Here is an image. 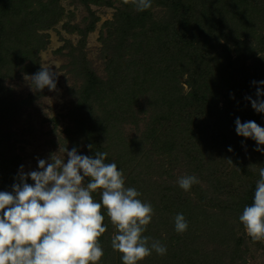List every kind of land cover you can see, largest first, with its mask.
<instances>
[{
	"label": "trees",
	"instance_id": "16d2710c",
	"mask_svg": "<svg viewBox=\"0 0 264 264\" xmlns=\"http://www.w3.org/2000/svg\"><path fill=\"white\" fill-rule=\"evenodd\" d=\"M124 1L127 4L125 8H119L114 20L104 24L107 27L106 33L99 37L108 51L109 65H112L109 71L111 74L106 80H101L92 70L85 67L88 62L83 47L88 32L95 28L94 20L88 21L84 26L64 23L70 32L80 35L77 44L73 45L68 39L65 43L70 47L72 56L82 61V71L86 77V84L80 93L81 102L77 100L75 105L76 112L78 111L79 116L86 113L91 122L89 126H98L108 133L102 138L87 141L86 151L91 165L97 170L96 165H103L101 160H104V165L111 167L109 162H106L109 156L105 153L107 142L113 139L109 136V125L114 128L117 122L122 123L121 116L138 120L137 114L133 115L131 103L135 93L145 91L148 84L152 85V76L160 82L164 81L161 91L157 87L149 99L159 113L150 120L149 129L160 137H166L170 128L172 130L177 127V139L176 134L175 138L170 135L169 142L164 141L160 146L161 153L179 152L184 156V162L193 170V175L187 174L175 179L174 184L169 185L170 191L164 195L168 205L163 208L171 211L175 220L171 230L174 232L186 226L187 231L212 224L224 237H228L230 242L234 240L231 254L237 259L241 256L239 245L243 242L242 237H236L237 232L253 226L251 220L255 215L260 213L264 217V154L260 148V145L264 147V139L254 122L264 115V101L253 98L254 93L250 94L251 102L244 97L246 92H251V88L263 85L264 57L258 59L257 63L261 65H257L256 70L252 66L245 67L239 76L236 75L232 80L233 86L227 88V93H223L221 84L227 69H238L245 63V57L241 58L242 52L250 55L255 53L256 50H248L244 37H260L259 31L264 30V3L261 5V0ZM154 5L164 7L169 13L166 21L161 20V28L173 31L175 37L172 38V44L178 43L176 24L178 23V28L182 24L185 26V35L178 43L180 45L174 46L177 47L175 50L157 56L156 60H150L151 63H146L143 59L124 63L122 58L127 54H141L143 57V44L140 45V41H136L141 31L138 32L136 28L144 27V19L146 15L151 16L149 9ZM197 8L199 15L195 13ZM62 13L63 8L58 6L57 0H0V116L7 114L11 107L8 94L12 89L5 88L8 75L15 69L30 71L36 67L38 53L46 44V34L38 30L54 25ZM191 31L197 37L196 40L192 38ZM262 37L264 39V34ZM221 39L224 42L220 43ZM199 41L203 42V46L196 43ZM206 46H210L211 50L218 48L219 52L213 56L212 52L208 53ZM234 51L238 57L232 59L231 52ZM184 74L186 78L183 80ZM183 84L188 87L187 90ZM220 100L222 106L219 108L217 104ZM93 103L95 104L92 106ZM92 107L97 110L93 112ZM70 112L75 114L73 109ZM162 120L166 123H162ZM4 126L0 125V236L7 233L10 237L14 234L18 245L11 248L0 238L4 244L0 247V260L5 263L9 261L8 264H37L44 252L50 251L55 243L57 251L47 264H97V256L90 255L93 246L91 239L85 241V244L77 243L79 245L65 248L62 245L63 240L55 235L56 223L61 219L59 211L56 212L53 206L45 207L41 193L32 195L28 191L34 181L17 172L20 160L13 157L14 153L7 143ZM143 132L141 138L144 141L149 133ZM171 138H174V141L171 142ZM152 140L158 144L161 138L153 135ZM210 143L218 148L222 147L227 154L231 153L233 157L228 156L227 162L235 163L238 172L243 176L244 185L229 192L227 185L220 182L223 180L211 173V181L214 184L219 183V186L213 189L221 188L222 191L210 197L201 190V194L196 198L188 189L202 176L203 170L200 168H204V165L199 157L206 152L203 146ZM176 152L171 156L173 163L178 160ZM169 156L168 153L164 158L167 160ZM143 161L140 160V164ZM205 165L207 169H211L214 164L209 159ZM222 165L223 161L215 165V168L220 169ZM113 166L118 171L123 170L119 161ZM221 193H224L227 199H217V195ZM153 210L147 212L146 216L149 214L153 218ZM108 213L109 211H106L102 215ZM231 213L235 219L225 218V215L232 216ZM263 217H260L258 223L262 230ZM158 222L162 221L159 219L155 223ZM149 225L151 220L148 221V227ZM168 225L166 220L161 229L165 230ZM120 230H123L122 227ZM135 231L128 235L126 230H123L122 239L130 238V234H137L133 239L130 238V241L126 239L131 247L141 233L139 229ZM171 234L167 238L168 243L164 246L159 243L164 258L169 260L170 264H201L195 256L189 237L172 244ZM63 236L65 235L62 234ZM142 240L149 254L155 249L154 245L159 249L155 243L148 245L149 238ZM156 262L160 264L161 260Z\"/></svg>",
	"mask_w": 264,
	"mask_h": 264
},
{
	"label": "rangeland",
	"instance_id": "374dc122",
	"mask_svg": "<svg viewBox=\"0 0 264 264\" xmlns=\"http://www.w3.org/2000/svg\"><path fill=\"white\" fill-rule=\"evenodd\" d=\"M125 3L124 0H57L58 6L63 8V13L54 25L48 29L38 30L46 34V44L38 53L36 67L30 71L15 69L8 75L5 88L12 89L8 94L11 98V107L7 114L0 116V125H5L3 129L7 135V143L13 150V157L15 160L17 158L20 160L16 168L17 172L23 177L33 179L34 182L28 188L32 195L41 193L42 204L45 207L53 206L56 212L59 211L61 219L56 223L55 235L61 238V241L63 240L62 245L68 248L77 243L85 244V241L88 242L91 239L93 246L92 249L90 248V255L97 256V264H156L158 263L156 261L160 260V264H170L169 260L164 258L165 255L161 254L162 248L159 246V243L161 246L168 243L167 238L170 233H172V244L189 237L195 256L201 264L206 262L264 264V230L258 224L260 217H263L260 213L251 220L253 226L237 232L236 237L243 238V242L239 245L241 256L237 259L231 254L234 240L230 242V239L224 237L212 224L206 227L191 228L187 230L188 232L184 226L172 232L171 225L175 220L171 211L163 208L168 205L164 195L170 191L169 185L174 184L175 179L187 174L193 175V170L184 162V156L179 152L161 153L160 146L164 144V141L169 142L170 135L175 138L178 132L177 127L172 130L170 128L166 137H160L157 133L150 132L149 129L150 120L159 114L149 99L157 87L161 91L164 81L160 82L152 76L153 84L146 85L145 91L135 93V98L131 103L133 115L137 114L138 120L121 116L122 123L117 122L114 128L109 125V136L113 139L107 142L105 153L109 156L106 162H109L108 165L111 167L104 165V160H101L103 165H96L98 169H93L94 166L91 165L86 151L87 141L102 138L108 133L98 126H89L90 121L86 113L79 116L78 111L76 112L75 105H77V100H80L86 77L83 75L82 61L72 56L70 47L65 43L68 39L73 45L77 44L80 35L70 32L64 23L68 22L70 25L77 23L84 26L88 21L94 20L95 28L88 32L83 47L88 62L85 67L92 70L101 80H106L111 74L109 71L112 65H109L108 51L99 37L106 33L107 27L104 24L107 21H113L116 11L119 8H125L127 5ZM260 3L262 5L264 0ZM149 10L151 16L146 15L144 27L136 28L138 32L141 31L136 41L139 40L140 45L143 44L141 49L143 57L141 54L135 56L127 54L121 57L124 63H134L137 59L151 63L150 60H156L157 56H162L163 53H168L172 49L175 50L180 45L178 43L182 36L185 35V26L182 24L178 28L177 23L175 28L178 29L176 38L178 43L172 44V38L175 37L173 31L161 28V23H163L161 20L166 21L168 18L167 10L155 5ZM198 10L199 8L195 13L199 15ZM259 33L260 37L259 35L250 38L243 36L248 50L256 51L252 55L242 52L241 58L245 57V63H242L238 69L236 67L227 69L221 84L224 94L227 93L229 86H233L232 80L235 76H239L245 67L252 66L256 70L257 65L258 67L261 65L257 61L264 57L262 37L264 30ZM191 35L192 38L197 39L192 31ZM222 42H224L223 39L220 40V43ZM196 43L203 46L202 41ZM206 47L208 53L212 52L213 56L219 52L218 48L211 50L210 46ZM236 57L238 54L235 51L231 52V58ZM185 78L186 74L182 79ZM183 87L185 90L188 89L185 84ZM250 91L244 94L248 102L252 101L249 98L252 93L255 94L253 98L264 101V83L251 88ZM217 105L220 108L222 100L218 101ZM70 108L75 114L70 112L72 110ZM93 109L94 112L96 107ZM161 122L166 123L165 120ZM254 122L264 139V115ZM142 132L149 133L144 141L141 138ZM153 135L158 139L161 138L158 144L157 141L152 140ZM174 138L170 141H174ZM203 148L206 152L199 157L204 165V168H200L203 170L202 176L195 182L198 186L194 184L191 189H188L194 197L197 198L201 190L204 191L203 194L207 193L210 197L222 191L221 188L213 189L219 186V183L214 184L211 181V173L217 175L219 180H223L220 182L227 185L229 192L244 185L242 184L243 176L241 172H238L235 163L227 162L228 156H232L231 153L227 154L225 149L218 148L213 143L206 144ZM260 148L264 154V147L260 145ZM174 152L178 153V160L173 163L171 156L175 155ZM168 153L170 156L166 160L164 156ZM209 159L214 164L211 169H207L205 165ZM116 160L123 166V170L114 169L113 165L117 163ZM140 160L144 161L140 164ZM220 160L223 161V165L220 169L215 168V165L222 162ZM218 195L217 199H227L224 193ZM151 209H154L153 218L149 214L146 216ZM106 211L109 213L102 215ZM226 217L235 219L234 214L225 215ZM159 219L162 222L155 223ZM150 220L151 225L148 227ZM166 220L169 225L162 230V225ZM120 227L126 230L128 235L136 229L141 232L138 234L136 243H132L133 247L129 246L130 243L127 240L130 241V238L133 239V236L137 234H130L127 240L122 239L123 230H120ZM62 234L65 236L62 237ZM15 236L12 234L9 237L6 233L0 238L12 248L18 245V240L14 239ZM142 238H149L148 245L155 243L159 249H156L154 245L155 249L149 254ZM3 245L0 241V247ZM56 249L54 243V247L50 251H45L37 264H47L52 260ZM1 254L0 249V256ZM8 263L9 261L5 263L0 260V264Z\"/></svg>",
	"mask_w": 264,
	"mask_h": 264
}]
</instances>
